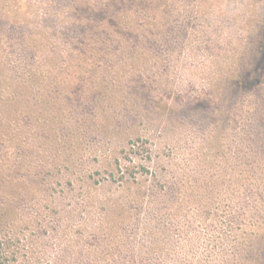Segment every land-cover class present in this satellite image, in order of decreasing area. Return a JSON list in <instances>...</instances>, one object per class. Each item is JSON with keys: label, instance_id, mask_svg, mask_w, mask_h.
<instances>
[{"label": "rangeland", "instance_id": "rangeland-1", "mask_svg": "<svg viewBox=\"0 0 264 264\" xmlns=\"http://www.w3.org/2000/svg\"><path fill=\"white\" fill-rule=\"evenodd\" d=\"M81 1L0 0V264H219L263 201L264 0H159L119 38Z\"/></svg>", "mask_w": 264, "mask_h": 264}, {"label": "trees", "instance_id": "trees-1", "mask_svg": "<svg viewBox=\"0 0 264 264\" xmlns=\"http://www.w3.org/2000/svg\"><path fill=\"white\" fill-rule=\"evenodd\" d=\"M91 3H83L85 6H83L80 2V5L76 8V10H80V12H86L85 15L87 18H82L79 21H76L77 28L82 31L84 34H88L90 32L97 33L98 35L107 33L109 36L110 33H113L114 36L119 38V32L122 31L117 23L114 21H111L113 17H116V14L119 12L120 14L127 16L131 13L130 9L133 8V10H141L142 6L143 9L149 8L150 10L154 9L153 7L157 4L159 6V0H92ZM155 3L153 7H151V3ZM78 4V3H77ZM164 9V8H163ZM116 10V13L115 11ZM155 12V11H152ZM3 15V13H2ZM82 16V15H81ZM110 19L108 21V19ZM89 18H92V20H89ZM123 19V18H121ZM106 36V37H107ZM260 49L263 51L264 49V39L262 42H260ZM144 168V167H143ZM128 181V180H127ZM111 181L104 182L101 184V186H104ZM125 183H123L122 186H124ZM261 199L263 200L261 203H258L257 207L250 209L240 208L241 209V222H243V225L246 224V220L250 219L252 220L253 214L256 217V222L251 223L252 225L255 224L256 229L253 230L254 234L247 233L246 231H242L241 236L233 237L229 240L227 239V244L230 247H227L226 249H223V252L220 256L221 261L219 264H264V193H262ZM231 207L230 205L228 206ZM231 210L226 209V214L229 213ZM223 223L225 226L231 228L232 223L225 217ZM227 231V229H226ZM225 231V232H226ZM225 235H229L230 233H225ZM222 237L223 235H221ZM232 235V234H231ZM217 242L216 240H213ZM225 245V243H224ZM213 251L214 249L218 251L211 252L213 255L214 253H217V256L221 249L219 250V246L217 243L212 245ZM209 261L210 259L207 258ZM197 263V260L195 261ZM190 264V263H189Z\"/></svg>", "mask_w": 264, "mask_h": 264}]
</instances>
